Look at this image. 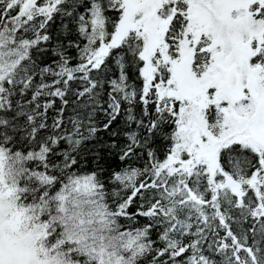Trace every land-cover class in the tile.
<instances>
[{
  "label": "snow or ice",
  "instance_id": "obj_1",
  "mask_svg": "<svg viewBox=\"0 0 264 264\" xmlns=\"http://www.w3.org/2000/svg\"><path fill=\"white\" fill-rule=\"evenodd\" d=\"M0 264H264V0H0Z\"/></svg>",
  "mask_w": 264,
  "mask_h": 264
}]
</instances>
